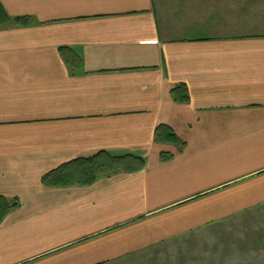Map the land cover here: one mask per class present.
Listing matches in <instances>:
<instances>
[{
	"label": "crops",
	"instance_id": "0c3cea01",
	"mask_svg": "<svg viewBox=\"0 0 264 264\" xmlns=\"http://www.w3.org/2000/svg\"><path fill=\"white\" fill-rule=\"evenodd\" d=\"M0 3V264L221 260L264 211V0ZM101 151L145 165L45 183Z\"/></svg>",
	"mask_w": 264,
	"mask_h": 264
},
{
	"label": "trees",
	"instance_id": "16d2710c",
	"mask_svg": "<svg viewBox=\"0 0 264 264\" xmlns=\"http://www.w3.org/2000/svg\"><path fill=\"white\" fill-rule=\"evenodd\" d=\"M20 21V18L9 16L0 3V26ZM176 90L174 92L177 98L178 91ZM156 138L158 141H171L180 147L184 144L174 132L169 129L166 130L164 127L159 128ZM162 158L168 159L170 158V154L162 153ZM144 165V160L137 156L127 155L116 157L101 151L92 157L79 158L62 165L58 169L48 173L44 177V181L45 183L58 185L74 183L78 185H91L101 176L116 174L121 171H137L142 169Z\"/></svg>",
	"mask_w": 264,
	"mask_h": 264
},
{
	"label": "rangeland",
	"instance_id": "374dc122",
	"mask_svg": "<svg viewBox=\"0 0 264 264\" xmlns=\"http://www.w3.org/2000/svg\"><path fill=\"white\" fill-rule=\"evenodd\" d=\"M238 220L233 230L220 233V240L227 245L224 251L228 249V253L220 256L216 264H264V211Z\"/></svg>",
	"mask_w": 264,
	"mask_h": 264
}]
</instances>
